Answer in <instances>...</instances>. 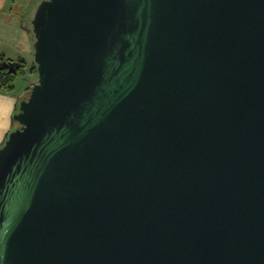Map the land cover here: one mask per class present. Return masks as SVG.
Masks as SVG:
<instances>
[{"label": "water", "instance_id": "water-1", "mask_svg": "<svg viewBox=\"0 0 264 264\" xmlns=\"http://www.w3.org/2000/svg\"><path fill=\"white\" fill-rule=\"evenodd\" d=\"M31 24L0 264H264V0H42Z\"/></svg>", "mask_w": 264, "mask_h": 264}, {"label": "crops", "instance_id": "crops-1", "mask_svg": "<svg viewBox=\"0 0 264 264\" xmlns=\"http://www.w3.org/2000/svg\"><path fill=\"white\" fill-rule=\"evenodd\" d=\"M34 4V0H0V60L23 61L32 52L34 36H30L25 23L33 18ZM24 95L25 91L19 93L14 88L7 91L0 87V146L15 128L13 115Z\"/></svg>", "mask_w": 264, "mask_h": 264}, {"label": "rangeland", "instance_id": "rangeland-1", "mask_svg": "<svg viewBox=\"0 0 264 264\" xmlns=\"http://www.w3.org/2000/svg\"><path fill=\"white\" fill-rule=\"evenodd\" d=\"M25 1V0H24ZM27 1V0H26ZM42 0H34L35 4L34 6L31 7V9L33 8V16H34V12L37 8V6L39 5V3ZM32 16V17H33ZM27 24V26L25 25V27H27L26 29H28V32L30 33V36L33 37V32H32V24L31 21H29ZM32 49H33V44H32ZM25 58H23V66L21 71L15 76V77H11L13 78V88L16 92H21V91H25V95L23 96V98L27 97L30 93L31 90V82L35 83L37 82V72L32 71L33 70V66L35 65L34 62V49L32 50V52L26 54L24 56ZM1 58V56H0ZM5 60V59H2ZM32 83V84H33ZM31 85V86H30ZM29 86V88H28ZM22 99L19 100L18 102V108H19V104L20 101ZM18 126V122H15V128Z\"/></svg>", "mask_w": 264, "mask_h": 264}, {"label": "trees", "instance_id": "trees-1", "mask_svg": "<svg viewBox=\"0 0 264 264\" xmlns=\"http://www.w3.org/2000/svg\"><path fill=\"white\" fill-rule=\"evenodd\" d=\"M22 66H23V61L21 66L18 68L17 72L12 73L9 72V70L3 65V60H0V85L2 88H4L7 91H11L13 89V78L11 77H15L21 71ZM32 71L37 72L36 65L33 66ZM14 122L16 121L14 120Z\"/></svg>", "mask_w": 264, "mask_h": 264}]
</instances>
